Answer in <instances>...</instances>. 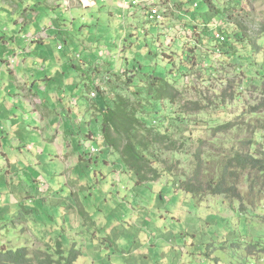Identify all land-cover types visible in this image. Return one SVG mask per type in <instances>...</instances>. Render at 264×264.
Instances as JSON below:
<instances>
[{
	"label": "rangeland",
	"instance_id": "rangeland-1",
	"mask_svg": "<svg viewBox=\"0 0 264 264\" xmlns=\"http://www.w3.org/2000/svg\"><path fill=\"white\" fill-rule=\"evenodd\" d=\"M13 1L18 4L29 0ZM237 1L241 4L239 7L231 0H213L216 8L228 15L223 19L205 18L207 26L200 25L199 32L206 31V27L209 32L226 30L231 34L245 28L247 35L256 38L257 25L264 23V0ZM182 2L33 0V16L37 17L33 33L44 35L38 45L40 49L36 45L33 49L38 53L33 62L35 78L29 84L34 83L33 111L38 106L35 116L28 103L21 101L15 78L2 63L4 50L0 42V240L9 248L28 244L37 248L38 242L58 238L64 247L75 245L80 251L76 264H264V225L258 218L264 215V209L248 208L242 213L238 200L210 195L193 197L166 174L154 183L137 185L135 177L121 172L110 155L104 158L93 151L88 146L91 141L85 144L81 140L84 148L93 153L91 163L75 159L66 164L61 160L63 157H55L60 154V145H56L62 143V138L54 142V135L63 136V123L76 133L75 141L65 137L74 147L79 142L77 133L87 131L90 121L89 113L79 108L88 101L86 93L91 94L88 87L81 91L84 95L79 106L69 105L59 97L78 81L73 74L66 73L68 55L74 57L72 63L79 65L90 57L91 67L101 59L113 70L123 71L135 66L140 67L142 74L171 78L173 63L163 60L161 51L171 54L168 48L180 55L178 42L196 44L199 32L187 31L181 17L192 24L190 16L204 10L200 6L198 10H190V15L183 13ZM55 6L59 8L53 11ZM161 10L167 11L160 22L148 20L146 12ZM23 12H27V16L30 11L21 9L18 15ZM52 18L65 19V24L58 26ZM13 20L11 16L3 17L0 36L10 35ZM58 27L61 33L52 30ZM196 45L193 52L200 49V45ZM6 49L10 51L12 46ZM258 52L260 62L264 49L256 48ZM39 53L54 58L57 68L50 73L51 80L43 78L44 72L47 73L44 67L51 65L50 60L39 57ZM216 58L217 53H214L213 60ZM96 66L99 70L102 64ZM216 66L220 69L219 64ZM100 71L96 80L110 72ZM15 73L24 75L19 68ZM218 76L219 80L210 81L217 91L221 88L219 81L225 78ZM195 77L198 78L193 82L196 90L186 88L185 98L196 100L198 92L215 97L208 88L210 83L199 82V74ZM22 91L28 93L26 88ZM242 97L244 104L253 102L257 106L264 99V87H249ZM38 100L43 104L39 106ZM67 108H71L70 112ZM251 124L257 123L247 120L242 130L220 140L237 142L251 137ZM194 127V136H201L206 142L211 139L204 132L199 135L200 129ZM206 147L210 148L208 143ZM166 156L167 165L176 162L170 154ZM69 159L67 154L66 160ZM239 191L246 196L244 183L239 185Z\"/></svg>",
	"mask_w": 264,
	"mask_h": 264
},
{
	"label": "trees",
	"instance_id": "trees-1",
	"mask_svg": "<svg viewBox=\"0 0 264 264\" xmlns=\"http://www.w3.org/2000/svg\"><path fill=\"white\" fill-rule=\"evenodd\" d=\"M181 1L183 13L190 15V10H198L200 6L204 9L190 16L192 24L181 17L189 32L198 34L200 25L207 26L205 18L223 19L228 15L218 10L213 0ZM231 2L236 7L241 5L237 0ZM166 11L146 15L149 21L157 23ZM256 28L255 38L247 35L245 28L230 34L226 30L209 32L205 27L206 31L201 30L195 39L200 45L197 52H193L197 47L194 41L178 42L180 55L168 48L171 54L161 51L162 59L173 63L171 78L142 74L140 67L135 66L113 70L108 62L99 70L89 69L96 74L100 70L110 72L102 74L100 80L95 75L96 84L88 85L95 95L86 104L90 121L87 131L77 133L79 142L91 141L88 146L102 157L110 155L121 172L135 177L137 185L154 183L166 174L193 197L210 195L238 200L242 213L248 208L264 209V99L256 106L253 102L244 104L242 97L249 87H264V54L258 62L259 52L256 53V48L264 49V23ZM197 74L199 82L210 83L208 88L215 97L198 92L196 100L185 98L186 88L196 90L193 82L198 79ZM218 74L225 78L219 81L221 88L217 91L210 81L219 80ZM247 120L257 123L251 124V137L237 142L220 140L242 130ZM194 126L200 129L199 135L204 132L211 139L206 142L201 136H194ZM246 127L248 130L249 124ZM79 142L76 145L80 146ZM207 143L211 149L206 147ZM166 154L176 158V162L167 165ZM92 157L93 153L86 149L75 153L76 160L91 163ZM242 183L246 185L245 197L239 191ZM258 218L264 225V215ZM38 243L37 248L28 244L13 249L1 241L0 264H76L80 256L75 245L64 247L58 238Z\"/></svg>",
	"mask_w": 264,
	"mask_h": 264
},
{
	"label": "crops",
	"instance_id": "crops-1",
	"mask_svg": "<svg viewBox=\"0 0 264 264\" xmlns=\"http://www.w3.org/2000/svg\"><path fill=\"white\" fill-rule=\"evenodd\" d=\"M22 4V5H21ZM64 6H60V8H63ZM59 7L55 6L53 7V11L55 9H57ZM21 9L24 10H29V15L26 16V13L23 12L22 15H18L21 12ZM50 9V8H49ZM51 10V9H50ZM23 11V10H22ZM68 11V10H67ZM34 10H33V0H29L27 2H21L16 4L13 0H0V24L4 23L3 21V17L5 15L7 16H11L14 20H13V26H12V30L10 29L9 32V36H6V33H4V36H0V42L3 48V56H2V63L3 65H5V67L8 69V71L10 72V74L12 76H14L15 78V84L17 86L18 89H20L21 93H19V97H21V101L23 102H27L28 103V107L29 109H31L33 115H37V110H38V106L36 107V111H33V88H34V83L32 85L29 86L30 82L33 81L34 75H33V62L35 60H37V57L35 55H37V51L36 48L40 49V47L38 46L42 40H43V36L44 35H36L35 33H33V26H35L36 21H34V19H37V17H35L36 15H34ZM53 21H57V25H63L65 24V19H57V18H52ZM50 28V27H48ZM53 31H57V32H62V29L58 27V29H52ZM0 31H1V27H0ZM2 31H4V29L2 28ZM7 32V33H8ZM17 35L19 37H17ZM41 37V38H39ZM43 37V38H42ZM8 39V40H7ZM20 41V42H18ZM18 42V43H17ZM14 44H16L17 46H14ZM12 46V49H10V51H6V47L9 48V46ZM36 45L35 50L34 46ZM60 46L57 47V49L59 50ZM42 53V52H41ZM41 53H39V57H45L46 59L50 60L51 65H49V67H44L47 71V73L44 72V76L43 78L46 80H51L50 79V73L54 71V69H56V65H55V61L53 60L54 58H52L51 56L48 58L47 54L45 53V55H40ZM23 57L22 60H20L19 58ZM89 57V56H88ZM74 57L69 54L67 57V60H65L66 62H68V70L66 73L68 74H73V77L78 81L75 82V85H73L72 87H70L72 84H70V88L69 91L68 89H65L62 95H60V99H62L64 102L70 104H74V105H81V98L83 99V95L84 92L81 93L82 90L88 87L89 84H92L93 82L96 84V81H94V77L96 75L95 73H91V71L89 70L90 68H95L98 67L96 66V64L98 65H103L105 64L104 67H106L108 64H106L104 61H102L101 59H99L98 62H96L94 65H92L93 67H91L90 62L92 60H90V57L84 61L85 63H83V65H79L75 62L71 63L70 60H72ZM40 60V59H39ZM58 62V61H57ZM69 63H71L69 65ZM88 63V65H86ZM77 64V65H75ZM17 68H19L20 70L24 71V75H20L18 76L17 73H15V71H17ZM89 70V71H88ZM88 74V75H87ZM93 75L91 78L87 76H91ZM36 81V80H34ZM67 82L65 80L64 85L66 86ZM23 88H26V90H28V93L25 94L24 91H22ZM41 90H46L44 87H40ZM81 89V90H80ZM92 93V92H91ZM68 96H63V95H67ZM81 95V96H80ZM86 95H88V101H89V94L86 93ZM68 98V99H67ZM67 100V101H66ZM39 102H37V104L40 106L41 104H43V102H40V100H38ZM87 101V102H88ZM82 104L83 107H80V110L82 108V111L85 110L86 108V104ZM84 103V102H83ZM71 108H67L68 112H70ZM65 111V110H64ZM62 112V110L60 111ZM50 113V111L48 112ZM52 114L54 112H51ZM59 112H57L56 114H58ZM59 115V114H58ZM68 121V120H67ZM64 127H65V131L68 132H63V136H56L54 135V142L58 140V138H62V143L58 144L56 146H59V153L60 154H56L55 157H57L58 159H61L60 157H63L61 160L66 163V164H70L73 163L75 161V153L76 152H83L85 150V144H82V146H74L73 144H71L69 141L65 140V137H72L73 140L75 141V137L74 135H76V133H74V131H71L70 128L71 126L65 125L63 123ZM13 128V126H11V129ZM74 128V127H73ZM74 130V129H73ZM71 131V132H69ZM87 151V150H86ZM58 152V151H57ZM61 154H64L61 156ZM67 154L70 155V159H67Z\"/></svg>",
	"mask_w": 264,
	"mask_h": 264
},
{
	"label": "built area",
	"instance_id": "built-area-1",
	"mask_svg": "<svg viewBox=\"0 0 264 264\" xmlns=\"http://www.w3.org/2000/svg\"><path fill=\"white\" fill-rule=\"evenodd\" d=\"M155 19H159V16H155ZM217 38H218V35H217ZM59 48H60V47H59ZM94 95H95V94L92 92V93L90 94V97L93 98ZM93 151H94V150H93Z\"/></svg>",
	"mask_w": 264,
	"mask_h": 264
}]
</instances>
